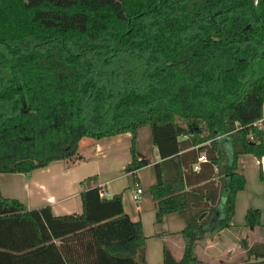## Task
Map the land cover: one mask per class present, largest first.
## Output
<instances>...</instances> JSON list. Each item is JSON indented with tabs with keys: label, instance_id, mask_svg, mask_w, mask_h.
Masks as SVG:
<instances>
[{
	"label": "trees",
	"instance_id": "16d2710c",
	"mask_svg": "<svg viewBox=\"0 0 264 264\" xmlns=\"http://www.w3.org/2000/svg\"><path fill=\"white\" fill-rule=\"evenodd\" d=\"M262 119L264 0H0V173L73 164L82 139L131 133L125 170L139 182L149 126L156 222L186 221L182 258L166 248L163 264H201L202 233L232 226L246 185L238 157H264ZM97 180L81 182V213L60 216L0 189V264H146L142 223ZM222 195L224 217L208 230ZM261 215L250 208L246 225ZM247 254L264 258V242Z\"/></svg>",
	"mask_w": 264,
	"mask_h": 264
},
{
	"label": "crops",
	"instance_id": "0c3cea01",
	"mask_svg": "<svg viewBox=\"0 0 264 264\" xmlns=\"http://www.w3.org/2000/svg\"><path fill=\"white\" fill-rule=\"evenodd\" d=\"M263 138H264V128ZM226 137V136H225ZM223 137L226 148L231 147ZM132 134L124 133L99 140L84 138L80 141L79 154L83 160L71 164L64 160L51 162L44 168L30 174L0 173V189L4 197L19 199L28 209H39L49 205L55 216L81 213V182L96 175L98 185L107 198L123 195L126 213L133 221H140L147 237L145 244L146 264H163L167 248L176 260L184 252L181 232L186 221L177 213L168 214L161 223L156 222L157 203L152 199L149 187L154 182L152 164L160 158L157 148L151 142L142 143L138 137V151L150 164L138 171L139 182L126 172L132 160ZM238 167L246 178L244 190L236 197V212L231 227L216 232H203L195 244V252L201 264H261L264 258L250 256L248 250L264 242V157L260 160L253 154H241ZM216 183L219 177L215 178ZM136 185L143 189L140 199L134 194ZM226 198L222 195L212 205L216 210L208 224V230L218 225L224 217ZM250 208L260 209L261 225L248 227L246 213Z\"/></svg>",
	"mask_w": 264,
	"mask_h": 264
},
{
	"label": "built area",
	"instance_id": "2783aa9c",
	"mask_svg": "<svg viewBox=\"0 0 264 264\" xmlns=\"http://www.w3.org/2000/svg\"><path fill=\"white\" fill-rule=\"evenodd\" d=\"M256 126L259 127V129H263L264 128V123H263V119L262 120H259L258 122L255 123ZM226 135H219L216 137V139H223V137H225ZM206 160V157L204 154L200 155L198 157V160H197V163L195 165V170H199V167H200V162ZM137 189H136V192L134 194V198L136 200L140 199L141 195L143 194V189L139 186V185H136Z\"/></svg>",
	"mask_w": 264,
	"mask_h": 264
},
{
	"label": "rangeland",
	"instance_id": "374dc122",
	"mask_svg": "<svg viewBox=\"0 0 264 264\" xmlns=\"http://www.w3.org/2000/svg\"><path fill=\"white\" fill-rule=\"evenodd\" d=\"M139 139H141L142 143L150 144L151 140V131L149 126L143 127L138 135ZM32 173V172H31Z\"/></svg>",
	"mask_w": 264,
	"mask_h": 264
}]
</instances>
